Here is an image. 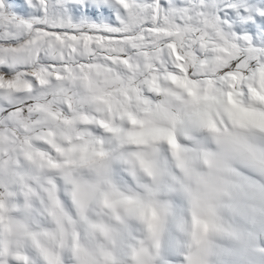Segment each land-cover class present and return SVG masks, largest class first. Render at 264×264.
Masks as SVG:
<instances>
[{
  "label": "snow or ice",
  "instance_id": "1",
  "mask_svg": "<svg viewBox=\"0 0 264 264\" xmlns=\"http://www.w3.org/2000/svg\"><path fill=\"white\" fill-rule=\"evenodd\" d=\"M165 161L264 257V0H0V264H193Z\"/></svg>",
  "mask_w": 264,
  "mask_h": 264
},
{
  "label": "clouds",
  "instance_id": "2",
  "mask_svg": "<svg viewBox=\"0 0 264 264\" xmlns=\"http://www.w3.org/2000/svg\"><path fill=\"white\" fill-rule=\"evenodd\" d=\"M164 163L172 172L167 182L179 189L163 197L171 201L174 213L169 219V227L172 235L184 246V250L192 255L195 264V257L200 253V246L194 235L200 231L196 226V218H204L203 213L195 207V198L204 195L206 187L200 179L210 178V170L207 165L198 164L193 176H185L182 172L174 170L170 161ZM244 174L264 183V176L252 170H246ZM177 180L182 184L177 183ZM216 213L218 222L234 235L209 234L211 252L207 256L206 264H264V257L250 256L245 248L248 233L256 231L255 212L251 209L237 210L224 201L216 203Z\"/></svg>",
  "mask_w": 264,
  "mask_h": 264
}]
</instances>
